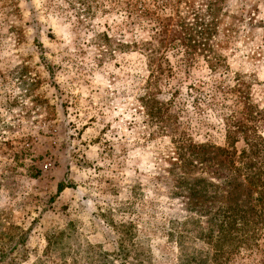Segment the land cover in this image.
Instances as JSON below:
<instances>
[{"label": "rangeland", "instance_id": "374dc122", "mask_svg": "<svg viewBox=\"0 0 264 264\" xmlns=\"http://www.w3.org/2000/svg\"><path fill=\"white\" fill-rule=\"evenodd\" d=\"M219 5L222 69L200 60L192 73L216 75L222 92L194 113L186 79L188 113L180 116L195 140L216 144L222 116L242 107L235 94L264 109V0ZM73 10L63 0H0V264H181L176 231L188 229L187 244H200L190 224H171L185 213L171 195V134L148 122L138 100L145 57L137 48L109 54L94 41L107 30L145 42L147 20L128 30L117 28L114 10L79 18ZM229 87L240 91L222 101ZM119 238L123 258L113 253Z\"/></svg>", "mask_w": 264, "mask_h": 264}, {"label": "trees", "instance_id": "16d2710c", "mask_svg": "<svg viewBox=\"0 0 264 264\" xmlns=\"http://www.w3.org/2000/svg\"><path fill=\"white\" fill-rule=\"evenodd\" d=\"M63 1L77 18L114 10L120 17L117 28L125 24L128 30H135L147 20L150 39L145 42L120 40L107 30L96 32L94 41L109 54L137 48L145 57L148 74L138 100L148 122L171 134L172 161L178 170L171 180V195L178 197L185 213L171 224H190L191 239L200 244H187L188 229L176 231L180 263L264 264V109L245 100L238 88L224 91L222 101L235 90L234 98L242 107L222 116V144L195 140L187 120L180 118L188 113L189 100L182 94L186 79H193L185 87L194 113L204 105H215V92H222L216 75L196 79L192 73L193 67L201 65L211 72L222 69L224 59L216 38L220 0H208L204 6L189 0ZM200 60L203 64L199 66ZM162 94L168 97L163 99ZM18 234L17 243L24 242L25 232ZM124 248L125 242L119 238L114 256L123 258ZM5 252L0 247V262L6 258ZM16 262L15 258L8 260Z\"/></svg>", "mask_w": 264, "mask_h": 264}]
</instances>
